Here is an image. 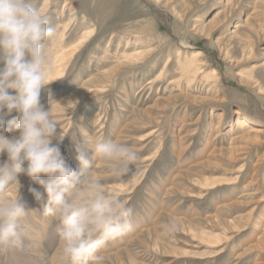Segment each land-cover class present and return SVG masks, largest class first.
I'll return each mask as SVG.
<instances>
[{
	"label": "rangeland",
	"instance_id": "obj_1",
	"mask_svg": "<svg viewBox=\"0 0 264 264\" xmlns=\"http://www.w3.org/2000/svg\"><path fill=\"white\" fill-rule=\"evenodd\" d=\"M46 3L58 40L49 63L87 39L41 96L67 135L62 154L78 169L76 140L90 136L140 157L119 178L96 163L94 179L128 203L134 225L97 253L101 264H264V0H36ZM193 62L201 78L180 81ZM69 99L79 103L67 115L55 102ZM18 179L31 230L0 264H65L43 187Z\"/></svg>",
	"mask_w": 264,
	"mask_h": 264
},
{
	"label": "clouds",
	"instance_id": "obj_2",
	"mask_svg": "<svg viewBox=\"0 0 264 264\" xmlns=\"http://www.w3.org/2000/svg\"><path fill=\"white\" fill-rule=\"evenodd\" d=\"M55 38L56 28L36 0H0V157H7L0 161V253L23 249L31 230L26 221L29 211L20 198L18 177L25 175L46 193L42 215L57 221L61 260L101 264L103 257L97 253L134 225L128 203L94 179L96 163L102 160L119 178L132 173L140 157L128 144L81 136L75 147L79 168L68 163L60 149L67 135L53 116L52 104L45 109L41 103L52 84L48 48ZM55 103L68 115L79 101ZM11 131L18 135H7ZM9 189H15V199L3 196ZM31 191L38 202L43 199L40 192ZM175 230L176 225L169 223L163 231Z\"/></svg>",
	"mask_w": 264,
	"mask_h": 264
},
{
	"label": "bare ground",
	"instance_id": "obj_3",
	"mask_svg": "<svg viewBox=\"0 0 264 264\" xmlns=\"http://www.w3.org/2000/svg\"><path fill=\"white\" fill-rule=\"evenodd\" d=\"M49 7L50 6L48 5V3H46L42 7V9L40 10L41 13L42 14H46V11L49 10ZM73 25H74L73 19H70L68 22H66L63 25V29L72 28ZM54 40L55 41H58L57 39H54ZM85 40H87V39L86 38H82L81 39V42H79L76 46L62 47L61 50H59L53 57H51V59H50V77H49V80L50 81L51 80H56V79L63 78V74L66 72L68 66L70 65L71 59L73 58V56L75 55V53H77V51L79 50L80 44L84 43ZM139 55H136L135 58H139L140 57ZM199 70H200L199 67L194 62L193 63H189V64L180 65V67H179V72H181V79H180V81L185 80L188 83H193V81H195L197 79H200L201 78V72ZM7 135H8V133H7ZM213 184L214 183H212L211 185H213ZM9 191H10L9 198L12 195L13 199H15L16 198V194H17L16 191H15V189H9ZM12 192H13V194H12ZM4 195H6V193L3 194V196ZM203 234L205 236L209 237L204 232H203ZM194 237H195V235H194ZM214 238H217V237L214 236ZM214 238L213 237H210L209 240L206 241V242L209 243V244H211V245L218 244L220 239L219 238L218 239H214ZM200 240L202 241L201 238H200ZM38 251H39V249H38ZM187 254H188V251H185L184 256L187 255Z\"/></svg>",
	"mask_w": 264,
	"mask_h": 264
}]
</instances>
